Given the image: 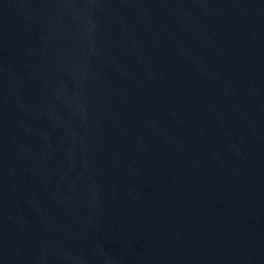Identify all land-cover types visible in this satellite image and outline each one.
<instances>
[{
    "label": "water",
    "instance_id": "water-1",
    "mask_svg": "<svg viewBox=\"0 0 264 264\" xmlns=\"http://www.w3.org/2000/svg\"><path fill=\"white\" fill-rule=\"evenodd\" d=\"M0 264H264V0H0Z\"/></svg>",
    "mask_w": 264,
    "mask_h": 264
}]
</instances>
